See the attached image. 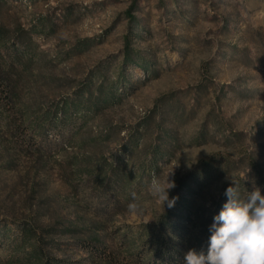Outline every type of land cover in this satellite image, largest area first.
<instances>
[{
	"label": "rangeland",
	"instance_id": "obj_1",
	"mask_svg": "<svg viewBox=\"0 0 264 264\" xmlns=\"http://www.w3.org/2000/svg\"><path fill=\"white\" fill-rule=\"evenodd\" d=\"M133 1L0 0V264H183L264 173V0Z\"/></svg>",
	"mask_w": 264,
	"mask_h": 264
},
{
	"label": "clouds",
	"instance_id": "obj_2",
	"mask_svg": "<svg viewBox=\"0 0 264 264\" xmlns=\"http://www.w3.org/2000/svg\"><path fill=\"white\" fill-rule=\"evenodd\" d=\"M175 183L168 179L162 182L153 178L148 182L149 194L163 209L172 208L176 197L169 198V190ZM227 198L221 209L212 218L205 251L189 249L183 264H264V195L254 187L241 196L233 183L224 190ZM132 200H136L135 193ZM128 211H137L136 203L128 204Z\"/></svg>",
	"mask_w": 264,
	"mask_h": 264
},
{
	"label": "trees",
	"instance_id": "obj_3",
	"mask_svg": "<svg viewBox=\"0 0 264 264\" xmlns=\"http://www.w3.org/2000/svg\"><path fill=\"white\" fill-rule=\"evenodd\" d=\"M136 2L137 0H134L133 3L131 4V6L129 7V9L127 10L128 13V17L130 19V22L134 23L136 16L133 14V10L136 7ZM131 34H133V28L131 29ZM130 38H127L126 40V45L124 48V55H125V62L127 63H135L136 65H140V62L135 58L137 55L133 52V50L130 47ZM209 116H211V113H208ZM208 116V118L206 119V121H204L203 126L201 128V130L199 131V133L197 134V136L195 137V144H202L205 143L207 141V134L210 132L209 129V122H212V130L214 132H219V133H223V126L222 123L219 122L218 119H211ZM231 137H235V138H241L243 136L242 132H237V131H232L230 132ZM227 138L225 139L224 143H226L227 145H229L230 138L228 136H226ZM214 157L215 154L209 156L208 158L202 159L200 164L201 166H210L212 164V162L214 161ZM241 162H243V160H245L244 158H240ZM251 165H250V171L247 174L248 177V181H244L243 178H241L239 175H237L236 177V181L233 182H229L226 183L223 187V194H224V190L231 186V184L233 183L234 185H237L238 188L240 190H244L245 191V195L247 193V191H251L254 187H259L261 190V194L264 195V173L262 171V169L257 165V163L251 159ZM244 196V194H243ZM44 264H64V262L60 261V260H56V261H51V260H47L45 261Z\"/></svg>",
	"mask_w": 264,
	"mask_h": 264
}]
</instances>
